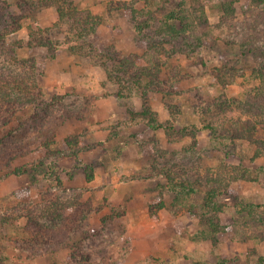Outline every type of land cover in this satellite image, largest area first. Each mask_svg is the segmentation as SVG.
I'll return each mask as SVG.
<instances>
[{
    "label": "rangeland",
    "instance_id": "374dc122",
    "mask_svg": "<svg viewBox=\"0 0 264 264\" xmlns=\"http://www.w3.org/2000/svg\"><path fill=\"white\" fill-rule=\"evenodd\" d=\"M74 4L96 16L95 31L53 56L17 48L39 68L30 86L41 94L14 83L0 93V264H264V0ZM0 5L23 15L9 47L27 39L30 23L73 36L52 5ZM132 7L156 21L176 14L180 33L144 41ZM9 47L0 48L2 74L20 71ZM118 56L155 66L160 82L146 99ZM145 107L163 127L150 126ZM169 174L176 184L196 180V191L171 190ZM215 177L223 190L211 208L204 197ZM210 219L225 227L216 242L198 234Z\"/></svg>",
    "mask_w": 264,
    "mask_h": 264
},
{
    "label": "trees",
    "instance_id": "16d2710c",
    "mask_svg": "<svg viewBox=\"0 0 264 264\" xmlns=\"http://www.w3.org/2000/svg\"><path fill=\"white\" fill-rule=\"evenodd\" d=\"M2 1L3 0H0V4L2 3ZM22 2L31 7V9L33 8V10L37 8L36 6H54L58 14V21L67 20L69 23L70 31L72 30L73 33V36L68 35L63 40H60L51 34V28H44L30 23L27 26V39L19 38L13 42L12 47H9L8 40L6 37L8 34L15 32L22 27L21 18H23V15H17L16 13L8 14L4 11V7L0 5V48L5 49L6 47H9L7 51H9L11 56L19 62L18 68L20 67L19 72L14 71V69H9L7 74L0 73V93L5 91L4 88L14 83V85H16L18 89H20V91H30L32 94H41L39 88L37 90H33L31 89L32 86H30L32 83L33 86L36 85V75L40 73L39 68L37 67L33 58L19 59L16 55V49L25 46L45 47L48 54L53 56L62 45L67 44L69 47L74 48L75 46L80 45L81 40L86 39L87 35L90 34V32L95 31L96 25L89 21H91L92 17L94 18L96 16H93L90 10L86 11L79 9L74 4V0H22ZM228 3L229 2H224L222 9H224L226 13L231 14V5ZM131 12L135 20L134 28L138 34L137 36L139 38H142L144 41L148 38L147 35H153L155 33L160 35V38H164L167 35L174 36L175 34L180 33V30L176 27V21L179 20V23H181L182 20L178 18L177 15L174 13L168 14L165 20L162 19L156 21L153 12H151L150 10H145V8L139 9L132 7ZM150 28L153 29L151 30ZM156 38L152 36V41H149L148 43L152 42L154 46L157 45L158 42H155ZM156 40L158 41V38ZM116 59V64L118 68L124 71L126 69L129 71L131 69H134V72H132L130 75V87H134L136 91H139L143 88L140 93L143 95V97L145 96V99L148 91L151 92V90L154 91L158 88L157 83L160 82V80L158 81V79L150 73L151 67H155L153 66V64L150 65L147 60H144V63L135 66V63L132 62L131 58L128 56H118ZM260 75L263 78L262 82L264 83V72H260ZM20 83L22 84V87H20ZM118 95H123L120 90L118 91ZM141 113L144 116L150 117L148 121L153 129L158 128L160 126L163 127V124H160L159 122L155 121V118L152 116V112L147 107H145ZM64 141L66 145L72 149H74L75 146L79 144V139L77 135L66 136ZM54 142L55 136L53 134L51 138H47V141L45 140L42 142V147L45 150L49 151L50 145ZM74 154H76V152ZM44 163L45 162L43 160L39 161L40 166L44 165ZM91 169L92 168L90 166H87L86 168L88 179H91L93 177ZM24 171L25 170H21L20 172ZM174 180V177L169 174L167 186H169L171 190H176L177 187L175 186L176 183L174 182ZM195 181L196 180H190L189 178H185V180H183L181 184H176L181 187L178 189H182L184 191V198L190 196L196 191ZM211 182L212 183L207 189V193L204 197V200L207 206L215 208L217 207L216 198L218 193L223 190L221 187L223 186L222 183L224 182V180L222 181L221 178L215 177L212 179ZM162 206H164L163 201L158 204V207ZM248 208L249 211H251L252 204L248 205ZM2 220L7 221V218H2ZM209 224V230L202 229L198 231V234H200L202 238H209L213 242H216V233L218 231L225 230V227L220 225L218 221H215L213 219H210ZM261 260L264 261V256L261 257Z\"/></svg>",
    "mask_w": 264,
    "mask_h": 264
}]
</instances>
